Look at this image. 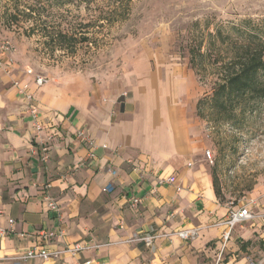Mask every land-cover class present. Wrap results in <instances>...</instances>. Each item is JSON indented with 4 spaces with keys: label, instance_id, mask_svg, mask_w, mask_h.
Returning a JSON list of instances; mask_svg holds the SVG:
<instances>
[{
    "label": "crops",
    "instance_id": "crops-1",
    "mask_svg": "<svg viewBox=\"0 0 264 264\" xmlns=\"http://www.w3.org/2000/svg\"><path fill=\"white\" fill-rule=\"evenodd\" d=\"M16 80L35 94L40 132ZM168 80L173 91L101 103L86 77L38 86L17 60L10 73L0 68V264H214L220 253L219 264H264V190L246 198L256 200L250 206L256 217L237 223L223 246L220 223L229 205L218 199L193 141L185 81L180 74ZM79 129L97 143L94 157ZM47 135L53 136L51 157L43 162L38 150ZM169 175L177 176L175 184L159 182ZM133 196L140 199L136 205ZM189 227L200 228L193 240L174 234ZM41 228L55 236L44 238ZM154 233L160 236L150 246L137 239ZM78 243L99 246L77 255L20 258L33 246Z\"/></svg>",
    "mask_w": 264,
    "mask_h": 264
},
{
    "label": "rangeland",
    "instance_id": "rangeland-1",
    "mask_svg": "<svg viewBox=\"0 0 264 264\" xmlns=\"http://www.w3.org/2000/svg\"><path fill=\"white\" fill-rule=\"evenodd\" d=\"M36 2L0 0V37L12 41L15 59L25 69L51 82L86 77L101 103L124 104L142 100L146 92L173 91L167 77L180 74L194 125L191 135L219 188L218 199L238 205L253 190H264V100L238 106V116L230 122L216 121L207 103L218 79L215 62L233 54L228 42L238 35L234 27L251 29L249 21L251 31L264 28V0ZM35 3L39 13L25 19L19 10L29 11ZM13 13L19 14L15 23ZM32 26L35 33L27 35L25 28ZM60 28L78 38L76 46L62 49L49 42L46 30L55 34ZM191 47L204 53L195 56L194 64ZM200 99L205 100L199 110Z\"/></svg>",
    "mask_w": 264,
    "mask_h": 264
},
{
    "label": "trees",
    "instance_id": "trees-1",
    "mask_svg": "<svg viewBox=\"0 0 264 264\" xmlns=\"http://www.w3.org/2000/svg\"><path fill=\"white\" fill-rule=\"evenodd\" d=\"M56 1L62 5L69 2V0ZM36 3L30 7L29 11L25 9L19 10L25 19L35 17L36 12L39 13ZM18 16L19 14L13 13V23L19 20ZM247 23L251 29L247 25L234 27L238 34L237 37L227 35L228 38L232 37L231 43L228 42L233 51L230 58L227 61L220 60L215 62V66L219 68V71L216 72L218 79L207 103L216 116V121H233L238 116L236 111L238 106H243V104L248 106L255 100H264V28L251 31L253 28L249 21ZM35 30L34 26L28 29L25 28V33L30 35L35 33ZM218 34L223 38L224 42L222 30ZM46 35L49 36V42H53L54 45L58 44L59 48L62 49H71L76 46L78 41V38L69 33L68 29L60 28L55 34L46 30ZM189 52L192 64H194L197 54L200 56L204 55V53L200 52V49L198 50L199 53H197L193 47H191ZM204 100L200 99L199 110L204 104ZM213 185L218 196L220 191L214 178Z\"/></svg>",
    "mask_w": 264,
    "mask_h": 264
},
{
    "label": "built area",
    "instance_id": "built-area-1",
    "mask_svg": "<svg viewBox=\"0 0 264 264\" xmlns=\"http://www.w3.org/2000/svg\"><path fill=\"white\" fill-rule=\"evenodd\" d=\"M15 53L16 48L15 45L12 43L11 40L4 39L0 37V55H6V59L3 60L0 57V68L5 70L6 72L10 73L12 71V67L16 62L15 59ZM26 72L29 74H32L34 77V81L36 85L42 86L48 82H50L52 79L40 75V74H34L33 70L31 68L26 69ZM15 85L17 86L20 94L23 95V97L28 101L30 104L29 111L30 114L33 116V119L35 120V128L37 132H40L43 129V123L39 119L40 117V111L38 106L34 103L35 101V94L30 90L29 84H22L19 80L15 81ZM78 136L80 139H82L84 142H87L89 144L90 150H89V157L95 156V150L97 148V143L95 142L94 138L91 135H88L84 129L78 130ZM53 136L47 135L43 139L40 140L39 150H38V156L39 159L43 162H47L51 157V144H52ZM103 147H107L106 144L102 145ZM209 159H212V154L210 150H207L206 152ZM135 170H138V167H134ZM178 178L176 175H169L167 177H163L159 179L160 183H168V184H175L177 182ZM180 189V187H178ZM104 191L111 190V185H107L103 188ZM131 202L133 205H136L140 202V199L136 196H133L131 198ZM256 202L255 199H251L248 201H245L241 204L235 205L231 203L229 205V212L227 217L221 221V225H224L226 227V230L223 233V246H225L226 242L229 240L231 236V230L232 228L240 222H243L248 219H253L256 217V215L251 211L250 206ZM48 207L51 209H58V205L54 203L53 201L48 202ZM11 222H13V219H10ZM199 227H189V228H183L177 230L174 234L177 235L179 238L183 240H193L196 237L199 236ZM39 233L44 238L54 237L55 232L48 230L46 228H41L39 230ZM159 233H154L151 235H144L141 237H137L138 240L144 241L146 245L150 246L154 243L155 239L159 237ZM99 245L97 244H89V243H78L74 246H67L63 249H56L51 250L45 247L41 246H33L30 247L27 251L21 253L20 258L27 260V259H50L53 257H59L64 252H70L73 255H77L78 253L90 249L92 247H97ZM224 248V247H223ZM221 254L217 258L216 262L214 264H219ZM91 260H87L85 264H91Z\"/></svg>",
    "mask_w": 264,
    "mask_h": 264
}]
</instances>
